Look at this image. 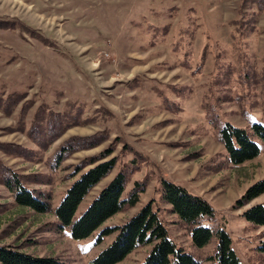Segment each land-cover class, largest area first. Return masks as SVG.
I'll return each mask as SVG.
<instances>
[{"label": "rangeland", "instance_id": "374dc122", "mask_svg": "<svg viewBox=\"0 0 264 264\" xmlns=\"http://www.w3.org/2000/svg\"><path fill=\"white\" fill-rule=\"evenodd\" d=\"M263 120L264 0H0V246L89 264L114 236L94 243V234L151 202L174 245L207 264L215 238L190 245L188 228L158 198L164 180L211 207L206 224L225 232L239 264H264L255 250L264 230L239 218L264 193L232 209L264 178V152L255 140L260 154L232 166L217 140L225 123L248 132ZM90 136L97 145L76 141ZM106 149L116 163L74 219L118 170L123 197L134 181L144 190L74 242L51 210L90 167L81 162ZM11 179L47 197L50 211L14 204ZM148 249L118 264H136Z\"/></svg>", "mask_w": 264, "mask_h": 264}, {"label": "trees", "instance_id": "16d2710c", "mask_svg": "<svg viewBox=\"0 0 264 264\" xmlns=\"http://www.w3.org/2000/svg\"><path fill=\"white\" fill-rule=\"evenodd\" d=\"M93 136L86 139L78 138V144L93 141ZM226 161L232 166L253 160L260 152L255 140L260 142L264 152V120L260 124L251 125L248 132L237 129L225 123L217 132ZM110 150L106 149L98 156L87 158L82 161L84 166H90L82 171L75 180L69 184L62 194L58 206L51 210L55 218L58 230L63 227L69 232L68 237L76 242L88 238L95 233L106 219L117 215L122 207L131 208L136 204L139 194L144 190L140 182H132L130 191L122 196L125 185V173L118 170L102 188L100 192L90 200L89 204L74 219L77 206L91 191L93 186L99 183L112 171L116 159L108 158ZM107 157V158H106ZM80 166V164H79ZM79 169V168H78ZM78 169H75L78 172ZM6 186L15 193L13 202L18 207L22 206L36 214H47L50 211V203L47 197L41 193L34 196V192L22 188L11 179ZM160 189L158 198L168 206V212L176 220L188 228L187 234L191 246L201 249L210 240L211 234L215 238L213 254L206 258L207 264H239L236 255L229 248L230 240L221 228L212 232L206 224L213 219L214 211L204 200L197 198L175 184H169L164 180L159 181ZM264 193V178L256 184L248 186L242 196L234 201L232 209H241L251 200H255ZM151 202L140 207L130 219L125 220L118 227L104 228L94 234V243H98L105 236L114 233L111 243L100 250L89 262V264H118L126 255L134 249L149 245L146 256L136 264H199L192 256L186 255L180 248L176 247L166 234V229L158 221L157 213L152 209ZM239 218L254 228L264 230V203L247 207ZM255 250L264 254V239L258 241ZM0 264H59L56 259L45 257H31L18 253L16 249L0 246Z\"/></svg>", "mask_w": 264, "mask_h": 264}, {"label": "built area", "instance_id": "2783aa9c", "mask_svg": "<svg viewBox=\"0 0 264 264\" xmlns=\"http://www.w3.org/2000/svg\"><path fill=\"white\" fill-rule=\"evenodd\" d=\"M103 56H106V54H103Z\"/></svg>", "mask_w": 264, "mask_h": 264}]
</instances>
